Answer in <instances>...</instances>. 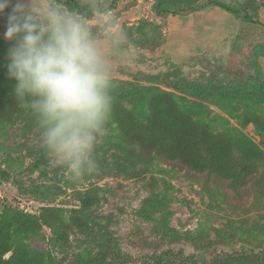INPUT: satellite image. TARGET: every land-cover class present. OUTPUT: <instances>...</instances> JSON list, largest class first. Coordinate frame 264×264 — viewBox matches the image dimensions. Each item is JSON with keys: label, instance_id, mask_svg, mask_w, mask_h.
Segmentation results:
<instances>
[{"label": "rangeland", "instance_id": "1", "mask_svg": "<svg viewBox=\"0 0 264 264\" xmlns=\"http://www.w3.org/2000/svg\"><path fill=\"white\" fill-rule=\"evenodd\" d=\"M95 1L108 7L127 35L119 46L109 43L116 29L105 26V11L85 16L98 29L114 81L159 86L192 100L180 85L247 89L264 83V25L210 0H162L179 9L164 15L155 11L157 0ZM217 1L264 22V0ZM10 11L0 15V39L7 43L14 42L5 38ZM200 102L264 151L262 132L231 115L229 102L220 97ZM43 150L34 117L15 98L0 100V236L17 239L13 227L22 213L60 209V220L52 221L56 228L40 219L35 233L10 243L32 264H264V197L258 202L245 196L242 208L233 209L225 179L217 177L219 184L210 186L156 156L129 157L110 126L96 148L97 170L78 181L54 166L49 172L32 167ZM85 192L94 197L89 207L79 199ZM161 196L166 203L152 201ZM73 209L86 229L71 220Z\"/></svg>", "mask_w": 264, "mask_h": 264}, {"label": "trees", "instance_id": "2", "mask_svg": "<svg viewBox=\"0 0 264 264\" xmlns=\"http://www.w3.org/2000/svg\"><path fill=\"white\" fill-rule=\"evenodd\" d=\"M210 1L238 17L264 25V22L254 19L246 11L221 1ZM63 2L69 10L84 16L92 15L95 10L108 9L95 0H91V3L90 0ZM185 8L182 7L181 10ZM155 11L164 15L176 14L179 9H169L162 0H157ZM13 44L14 42L7 43L0 39V100L15 98L12 94L15 81L10 80L7 73V54ZM180 87L197 100L159 86L113 81V117L109 126L128 148L129 157L156 156L173 169L184 171L188 178L210 186L215 183V178L221 177L233 191L225 195L226 200L232 206L235 205L233 209L242 208L240 200L245 196L247 198L253 195L261 202L264 197V151L233 126L230 120L211 114L200 100L213 97L226 100L231 106L230 111H233L231 115L237 114L236 118L242 122L254 123L264 136V83L247 89L196 83H185ZM32 167L45 172L53 170L45 150ZM79 199L85 207L94 202V197L89 192L80 193ZM152 201L164 204L166 197L161 196V199ZM59 211L54 207H44L39 216L22 213L13 227L17 239L0 236V264H32L25 253L10 243H20L28 234L35 233L40 219L56 228V223L52 221L60 220ZM78 212V209L72 210L71 220L84 230L87 225L85 226ZM10 250L11 256L5 257V253ZM256 264L261 263L256 260Z\"/></svg>", "mask_w": 264, "mask_h": 264}, {"label": "clouds", "instance_id": "3", "mask_svg": "<svg viewBox=\"0 0 264 264\" xmlns=\"http://www.w3.org/2000/svg\"><path fill=\"white\" fill-rule=\"evenodd\" d=\"M91 3V0H90ZM7 16L8 78L18 105L35 119L52 166L72 181L97 170V145L113 117L114 67L83 14L63 0H0ZM109 43L127 40L106 10ZM119 38L117 42L116 38Z\"/></svg>", "mask_w": 264, "mask_h": 264}]
</instances>
